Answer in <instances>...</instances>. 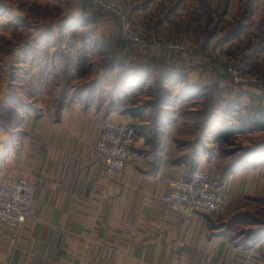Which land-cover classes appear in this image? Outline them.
<instances>
[{"label":"crops","instance_id":"obj_1","mask_svg":"<svg viewBox=\"0 0 264 264\" xmlns=\"http://www.w3.org/2000/svg\"><path fill=\"white\" fill-rule=\"evenodd\" d=\"M120 1L150 42L181 43L184 48L147 52L124 69L123 53H109L114 66L108 61L86 93H77V88L63 99L62 86H50L38 104H19L28 109L14 128L21 131V145L14 155V130L6 131L0 155L9 158L1 180L24 178L37 186V196L34 217L23 228L0 224V264H264V237L239 244L224 234L235 216L215 222L193 215L183 224L162 201L174 172L185 171L177 177L185 178L197 168L211 166L221 134V102L206 100L215 84L193 78L200 67L190 66L194 59L188 54H197L198 61L221 52L250 54L245 63L249 65L254 59L263 61L264 0ZM77 5L69 18L80 23L82 7ZM97 27L106 29L110 47L115 25L103 19ZM53 55L50 66L55 68L59 59ZM127 70L128 77L120 82ZM112 74L118 83L108 89L105 81ZM159 76L160 89L170 97L161 100L157 116L163 120L158 118L161 124L151 132L146 128L150 127L146 109L127 113L123 98L131 95L130 80L134 89L130 90L141 94ZM191 105L208 107L209 112L197 123L178 120V109L198 112ZM125 117L143 120L139 125L145 128L124 172L107 180L92 148L106 118L122 122Z\"/></svg>","mask_w":264,"mask_h":264},{"label":"rangeland","instance_id":"obj_2","mask_svg":"<svg viewBox=\"0 0 264 264\" xmlns=\"http://www.w3.org/2000/svg\"><path fill=\"white\" fill-rule=\"evenodd\" d=\"M118 3L132 17L130 9L123 6L120 0ZM76 4L82 7L80 23L69 18L71 12L77 11ZM103 19L115 25L116 32L110 47L104 37L106 29H96ZM139 35L155 47L143 52L132 49L124 38L122 20L104 9H95L88 0H0V141L5 142L6 131L20 126L21 112H28V109H20L19 104H38L37 101L50 86H62L60 95L63 99L70 98V91L77 88V93H82L93 78L103 75V67L108 61L111 67L114 66L109 55L123 53L124 69L132 67L137 58L146 56L147 52L162 53L164 50L184 48L185 45L150 42L147 37ZM112 46L116 49L112 50ZM53 54L59 59L55 68L50 66ZM188 55L194 59H190V66L200 67L193 78L199 83L215 84L214 89H209L206 100L209 103L213 99L221 102L219 137L231 133L230 144L215 141L214 150L217 152L211 156L213 163L205 170L221 185L226 201L224 213L208 218L216 219V222L220 218L228 221L235 216V223L229 224V231L224 233L226 237L239 244L255 242L259 236L264 237V125H260L264 123V60L254 59L249 65L245 63L251 59L248 57L250 54H205L199 61L197 54ZM125 72L120 82L128 77V70ZM111 77L110 81H105L108 89L118 83L114 74ZM132 83V80L127 83V94L131 95L124 96L126 105L122 108L127 113L146 109L144 118L150 123V127L146 128L153 132L161 124L158 118L163 120L157 116L161 100L166 101L170 97L160 89L162 76L157 78L153 87L141 94L133 93ZM66 85L69 87L64 92ZM75 92L73 95H76ZM205 93L200 94L202 99H205ZM150 104L154 106L148 110ZM192 107L198 112L190 113L188 108L178 109L177 119H191L197 123L200 116L209 112L208 107L191 105L189 108ZM120 120L135 127L136 143L138 139L140 142L141 128L145 127L139 124L143 120L132 117ZM18 130L15 129L12 135L14 155L21 145V131ZM193 130L200 133V129ZM7 158L8 155H0V166ZM184 175L185 171H176L169 179ZM2 177L3 173L0 174V183Z\"/></svg>","mask_w":264,"mask_h":264},{"label":"built area","instance_id":"obj_3","mask_svg":"<svg viewBox=\"0 0 264 264\" xmlns=\"http://www.w3.org/2000/svg\"><path fill=\"white\" fill-rule=\"evenodd\" d=\"M95 9H104L122 20L124 38L132 49L145 51L155 47L148 44L134 27L131 14L123 10L118 0H88ZM137 131L135 127L106 118L93 154L103 164V174L113 180L122 174L134 154ZM4 163V164H3ZM0 166V174L5 162ZM168 193L162 201L177 216L180 223H186L193 215L216 217L225 212L226 201L216 180L205 170L197 168L185 178H171ZM37 186L24 179L10 177L0 183V224L20 230L34 217Z\"/></svg>","mask_w":264,"mask_h":264},{"label":"trees","instance_id":"obj_4","mask_svg":"<svg viewBox=\"0 0 264 264\" xmlns=\"http://www.w3.org/2000/svg\"><path fill=\"white\" fill-rule=\"evenodd\" d=\"M260 125H264V123H261ZM230 139H231V133L230 134H222L218 138V140H220L223 144H230Z\"/></svg>","mask_w":264,"mask_h":264}]
</instances>
